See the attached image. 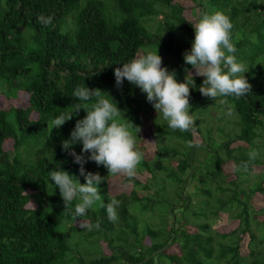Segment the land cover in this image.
Wrapping results in <instances>:
<instances>
[{
    "label": "trees",
    "instance_id": "1",
    "mask_svg": "<svg viewBox=\"0 0 264 264\" xmlns=\"http://www.w3.org/2000/svg\"><path fill=\"white\" fill-rule=\"evenodd\" d=\"M192 1L194 23L176 0H0V90L8 100L28 96L26 108L0 109V264H264V207L255 205L264 196V172H254L264 166V0ZM215 11L234 24L235 56L248 68L251 92L220 98L235 103L228 117L225 104L200 93L205 78L193 74L196 131H173L138 87L126 79L116 85L115 68L154 51L184 82L185 69L194 70L184 61L194 25ZM40 16L53 17L51 24H41ZM78 86L106 92L134 126L150 119L156 141L154 156L144 152L142 177L125 176L129 193H111L113 176L98 186L105 207L88 210L86 221L100 223L92 231L65 212L48 174L60 169L86 183L62 142L87 113L81 109L60 128H48L79 103ZM238 142L247 147H232ZM73 147L82 152V143ZM253 150L259 155L250 160ZM229 161L232 177L224 169ZM84 168L109 176L92 161ZM111 198L122 202L116 223L106 211ZM224 217L237 227L218 231Z\"/></svg>",
    "mask_w": 264,
    "mask_h": 264
},
{
    "label": "clouds",
    "instance_id": "2",
    "mask_svg": "<svg viewBox=\"0 0 264 264\" xmlns=\"http://www.w3.org/2000/svg\"><path fill=\"white\" fill-rule=\"evenodd\" d=\"M53 17L40 16L41 24H51ZM234 24L230 17L222 11L205 12L194 25L195 39L190 51L184 53V61L195 76L204 77L199 87L200 93L215 101L220 98L232 97L238 100L251 92L252 85L245 73L247 66L238 62L235 56L237 48L233 42ZM163 59L159 53L146 51L115 68V80L118 87H122L125 79L146 94L147 101L162 115L167 125L173 131H196L198 117L192 112L190 103L191 89L195 87V78L190 69H185L184 82H178L176 73L163 67ZM100 89H90L78 86L73 97L79 101L73 106V111H64L48 123V128L58 129L67 121L73 119L83 109L87 114L76 121L70 138L62 142L65 151L74 157V162L81 165L80 173L86 183H80L67 171L52 170L48 174L55 188H59L65 203L66 211L72 219L78 221L82 229L88 231L100 230V223H88V210L97 203L105 207L101 190L98 187L105 179L123 175L129 180L134 179L141 163L144 152L137 144V134L141 131L138 126L125 119L123 111L109 99ZM108 94V93H107ZM110 95V94H109ZM227 107L226 115H235V103L227 99L220 100ZM82 143V152L77 154L73 145ZM189 147L199 145L189 142ZM90 154V155H85ZM259 155L253 150L249 159L254 160ZM95 162L97 166H104L109 176L102 177L99 173L86 172L84 164ZM246 170L247 164L243 165ZM73 201H76L74 210ZM121 201L111 198L106 205L108 219L116 223L119 220L117 209Z\"/></svg>",
    "mask_w": 264,
    "mask_h": 264
},
{
    "label": "rangeland",
    "instance_id": "3",
    "mask_svg": "<svg viewBox=\"0 0 264 264\" xmlns=\"http://www.w3.org/2000/svg\"><path fill=\"white\" fill-rule=\"evenodd\" d=\"M176 2H179L181 5H183L184 7L187 8L186 15L194 23L195 19H193V16L190 15V9H189L190 7L194 6V2L192 0H176ZM71 23H72V21L69 20L68 24L71 25ZM193 74H195V70H193ZM12 106L26 108L28 106V96L22 92L19 94L18 99L8 100L4 97V94L0 90V109L7 110V109H10ZM212 112L215 113V111H213V110H212ZM153 113H155V112H153ZM32 119L36 120L37 115L33 114ZM207 119L211 120L210 118H207ZM210 125H213V123L211 122ZM215 125H218V123H216ZM140 129H141V131L139 132L140 140L138 142V146H139V148H143L142 151L145 152L146 155H149L152 157L155 155V152H156V150H155L156 141H155V137H154V127H153L150 119H148L147 117L144 118L143 122L141 123ZM195 139L198 141H201L200 137L197 134H195ZM240 145L247 147V145L242 143V142H238L237 144L233 145L232 147H238ZM12 146H13L12 141H9L5 144L6 150H9L10 148H12ZM224 169H225V172L232 177L233 172L235 170V165L233 162L229 161L224 165ZM254 172L255 173L264 172V166L254 167ZM137 177L140 178L142 176H137ZM124 178H125V176H123V175L113 176L111 178L109 184H110V191L112 194H118V193H122V192H126V193L130 192L131 185L125 184ZM31 205H33V204L31 203ZM255 205L258 209L264 207V196L263 195H259L258 197L255 198ZM217 223L218 224L216 226V229L218 231L224 232V233L235 229L238 225L236 221H232L230 219H227V217H224L222 220H220ZM243 246H245V245L243 244ZM176 249H177L176 246H174V247L170 248L169 251H170V253H175Z\"/></svg>",
    "mask_w": 264,
    "mask_h": 264
}]
</instances>
